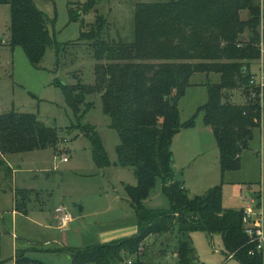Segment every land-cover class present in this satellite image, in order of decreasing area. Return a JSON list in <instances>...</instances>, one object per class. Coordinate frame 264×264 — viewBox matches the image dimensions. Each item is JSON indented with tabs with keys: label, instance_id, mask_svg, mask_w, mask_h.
I'll use <instances>...</instances> for the list:
<instances>
[{
	"label": "trees",
	"instance_id": "1",
	"mask_svg": "<svg viewBox=\"0 0 264 264\" xmlns=\"http://www.w3.org/2000/svg\"><path fill=\"white\" fill-rule=\"evenodd\" d=\"M0 5L11 8V46L22 48L31 65L41 68L48 48L57 46L50 30L53 21L35 0H0ZM96 6V0H88L75 10L70 3V21H81L82 30L79 42L67 45L82 43L91 51L97 62L95 82L86 85L74 75L76 84H59L77 120L94 107L88 97H100L104 114L120 136L117 164L132 168L137 179L136 186L126 187V194L138 232L109 244L67 250L72 264L124 262L141 254L147 240L163 236L175 242L178 264H195L191 235L198 231L221 235L228 258L233 256L240 264H264V245L259 248L258 237L250 235L249 228L254 226L252 221L245 223L246 210L223 209L222 185L212 186L203 196L190 197L176 179L172 150L175 136L195 127L196 117L203 113L205 125L217 140L222 175L240 170L244 151L255 131L262 128L264 103L260 90L251 85L250 70L264 58V10L255 0L138 4L135 42L125 44L104 37L107 22L102 16L94 23H85L83 17L96 11ZM246 11L250 16L244 20L241 13ZM198 74L207 76L202 85L208 102L192 119L182 122L179 103ZM214 74L220 77L219 83L212 81ZM239 91L244 96L242 103L235 99ZM81 131L92 142L97 167L110 166L94 128L87 126ZM60 142L58 130L33 114L0 115V176L11 181L13 170L7 156L49 148L60 154ZM158 180L170 203L168 210L144 205ZM257 197L260 209L259 194ZM14 259V264H37L25 251H18Z\"/></svg>",
	"mask_w": 264,
	"mask_h": 264
},
{
	"label": "rangeland",
	"instance_id": "2",
	"mask_svg": "<svg viewBox=\"0 0 264 264\" xmlns=\"http://www.w3.org/2000/svg\"><path fill=\"white\" fill-rule=\"evenodd\" d=\"M38 8L52 21L50 30L57 46L49 47L41 68H34L25 51L11 46V8L0 5V115L6 113L33 114L49 128L58 130L62 142L58 154L54 149L12 154L6 162L13 170L11 181L0 176V263H15L18 251L37 264H72L67 250L87 249L137 235V221L126 194L127 186H136L132 168L118 163V132L103 112L99 96L88 97L94 103L82 120H77L68 107L60 84H76V75L83 84L95 82L96 60L85 44L79 42L82 22H72L70 3L79 9L88 0H35ZM176 0H96V11L83 17L86 24L102 16L107 27L104 37L125 44L135 42V17L138 4L169 3ZM264 10V0H255ZM248 11L241 13L247 20ZM247 37V36H245ZM60 50V53L58 52ZM264 69V58L253 63L252 74ZM218 75L211 76L215 83ZM205 74L195 75L191 86L179 103L181 121L187 122L208 102V92L202 86ZM60 83V84H59ZM237 103L244 101L236 92ZM196 102L201 103L195 105ZM198 107V108H197ZM197 108V109H196ZM196 128L209 129L204 114L195 119ZM91 126L97 132L108 155L110 166L97 167L92 142L81 129ZM185 130V129H184ZM204 145L212 152L189 168L177 166L174 171L190 197L203 196L212 186L222 185L224 210H247L253 213L254 230L260 228L264 237V112L262 128L257 129L249 148L242 156L240 170L223 177L217 140L212 131ZM64 140V141H63ZM68 161L64 162L63 159ZM178 165V164H177ZM261 206L258 208V197ZM257 200V201H256ZM144 205L152 210H168L170 203L158 180ZM65 209L73 218L66 228L61 226ZM77 223V227L73 224ZM171 237H152L138 256L128 257L140 264H178L175 242ZM197 262L195 264H240L228 258L222 236L207 232L191 235ZM264 243V240L263 242Z\"/></svg>",
	"mask_w": 264,
	"mask_h": 264
},
{
	"label": "crops",
	"instance_id": "3",
	"mask_svg": "<svg viewBox=\"0 0 264 264\" xmlns=\"http://www.w3.org/2000/svg\"><path fill=\"white\" fill-rule=\"evenodd\" d=\"M200 104L201 103L196 102L195 105L197 106ZM209 131L213 132V130L210 127L209 129L201 128L199 130L195 126L190 129L182 130L179 134L175 136L172 144V150L174 155V169L177 166H180L181 168H189L194 163L198 162L199 159H201L203 156H206L208 155V153H211L213 151L212 148H210L208 145L206 146L204 145L205 141L209 140V134H208ZM216 149H218V145L214 150ZM219 161H220V157H219ZM222 176L224 177L225 175ZM211 185L213 186V184ZM212 186H210L208 190ZM56 213L57 214L59 213L57 209H56ZM77 226H78L77 223L73 224V227H77ZM137 232H138V228H137Z\"/></svg>",
	"mask_w": 264,
	"mask_h": 264
},
{
	"label": "built area",
	"instance_id": "4",
	"mask_svg": "<svg viewBox=\"0 0 264 264\" xmlns=\"http://www.w3.org/2000/svg\"><path fill=\"white\" fill-rule=\"evenodd\" d=\"M251 85L257 87L260 90L259 97H260L262 103H264L263 102L264 69H261L258 74H253V76L251 77ZM252 96L253 97H256V94L253 93ZM262 105H263V108H264V104H262ZM63 161L64 162H67L68 159L67 158H64ZM59 213H61V214L64 213V215L61 218V226L63 228H66L71 222H73L72 216L70 215V213L66 212L65 209H62ZM244 221H245V223H249L251 221L254 223L253 213L251 211H247L246 210ZM259 224H260V222H259ZM249 233H250V235L255 234L258 237L259 242L261 244L259 248H261L264 245V243H262L263 240H264V237H261L262 230L260 228H258L256 230V232H255L254 230H252L251 228H249ZM230 258H233V256H231ZM126 264H140V263H138L136 261H133V260H129L128 262H126Z\"/></svg>",
	"mask_w": 264,
	"mask_h": 264
},
{
	"label": "water",
	"instance_id": "5",
	"mask_svg": "<svg viewBox=\"0 0 264 264\" xmlns=\"http://www.w3.org/2000/svg\"><path fill=\"white\" fill-rule=\"evenodd\" d=\"M244 73L246 72V69H244V71H243Z\"/></svg>",
	"mask_w": 264,
	"mask_h": 264
}]
</instances>
